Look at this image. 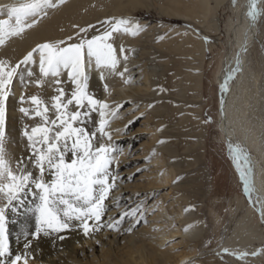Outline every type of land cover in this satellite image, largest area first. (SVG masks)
I'll list each match as a JSON object with an SVG mask.
<instances>
[{
	"label": "bare ground",
	"instance_id": "6f19581e",
	"mask_svg": "<svg viewBox=\"0 0 264 264\" xmlns=\"http://www.w3.org/2000/svg\"><path fill=\"white\" fill-rule=\"evenodd\" d=\"M228 1L234 5L236 17L235 21H231V23L228 24L225 31L229 47L220 61V67L216 76V85L218 87L217 129L221 133L222 140L228 148L230 161L235 170L237 179L241 184L243 194H237L231 199L235 204L232 209L231 220L229 225L225 227L224 237L221 241L219 240L220 242L218 243L219 245L215 253L222 254L225 264H264V91L262 92L259 90L258 97L254 94L253 88L249 87L252 80L254 79L253 81H255L257 78L255 79L253 76L255 71L252 72V68L247 62L248 59H246L248 49L256 37V24L264 9V0H257L256 7L260 14L254 22L251 21L247 15L249 11V0H240V4H236V0H169L165 7H161V11L169 16L167 19L168 21H166V26L170 24H179L180 22H184V19L191 18L196 20L201 32L200 34L198 33L199 35H196V32L193 30H191V32L185 31V33L182 34L183 39L181 43L158 51V57L169 60V63L165 65V72L166 70L169 72L174 66H178V70L171 74L170 77L168 73H164V86L166 91H169L172 85L178 84V95L180 92L182 94L178 97L177 104L180 106L178 108L180 111H177V113H179L180 117L185 121L184 129H187V132L190 134L194 130L199 129L198 118H196L194 114H199L200 111L198 108L200 76L193 74L189 63V55L197 51L195 53H199V55L202 56L206 51V46L214 47L217 44L219 30L215 12ZM20 2L21 0H0V6L4 4H18ZM99 2L104 3L105 6L112 7V10L116 12H120L121 9H124V12H132V10L136 9V7L141 4L142 0H127L124 4L121 0H91L90 3L88 0H75L66 6L64 10L57 12L50 18V21H43L41 24L34 26L26 34H23L22 37H19L20 39L18 38L17 41L11 43L7 51H5V54H9L11 51L14 53L17 52L18 54V52L24 51V49L30 51L37 44L44 43H55L63 47L66 43L72 44L79 42L80 37L91 39L94 36L93 33H91L93 30H95L94 34H96V36L103 35L105 31H109L111 32V36L107 43L112 45L114 55L119 61L117 71L115 74L104 71V79L102 80L100 78L102 69H97L93 61L91 68L87 69V91L94 99L104 102L114 98L111 97V95L115 93V99L121 100L124 98V102L131 99L133 100L131 103L138 106L142 103L141 99L143 98H141L140 93H148L151 88V80L149 79V72L146 70L148 66L147 63L144 59L138 62L140 58H134L133 47L140 45V42L144 45V43L148 41L149 35L144 36L141 35L140 32H137L135 35L130 34L123 30L124 26H121L119 31L112 32V25L116 21H107V23H105V21H90V17H93L91 13L92 8H95L96 4ZM67 10H69V12H66ZM209 16L210 19L206 20ZM134 25V21H129L127 27L131 28ZM175 26L177 27L173 28V26H171L170 29L177 30L181 27L180 25ZM81 29H85L86 31L82 32ZM170 29H164L165 32L163 33H167ZM194 30L198 29L195 28ZM178 32L175 31L174 33L178 34ZM142 37L145 38L144 41H140ZM205 38H207V40ZM58 42L63 43L59 44ZM121 49H123V51L125 49L128 50V56H123ZM237 57L239 58V71H236L234 76L229 79V74L232 69L237 67ZM36 60L38 59L36 58ZM135 63L141 66L143 73V80L139 83L138 78H135L133 75L135 71L134 68L136 67ZM33 65L35 64H31L29 68L33 75L30 77L27 76L29 80V98L31 96H37L42 100L44 104L49 107V117L54 119L55 112L54 109H52V97L58 95L56 89H64L68 97H70L74 85L69 80L67 70H61L60 75L54 78V80L58 79L61 81V83L57 85L55 81L54 83H47V80L44 81V77L34 71ZM125 68L127 71H125ZM119 73H124V75L121 76ZM136 73L140 74V69L137 70ZM172 76H177V79L174 80ZM226 79H228V90L227 92H221L220 86ZM37 80L41 81L38 87L35 83ZM125 80L129 82L125 83ZM105 86H107V90ZM258 100L263 112L262 114H257L255 110L254 105ZM221 101H223V104ZM174 102L173 99L166 98L162 100L160 104L163 106L164 110H170ZM34 107L35 106L29 102L27 109L31 112ZM73 110H76L74 104L69 106V112ZM83 111H89L90 115L88 117H82L81 119L83 122L76 126L84 127L89 133L96 132L97 136L93 141L95 147H98L100 143L109 144L108 138L106 136H101L99 132V111H90L87 108L83 109ZM106 111L110 113V109ZM18 118V114H13L11 131L13 141V170L16 169V161L22 158L26 159L30 155V150L27 148L28 141L26 137L22 135V132L25 128L31 131L32 127L42 123L40 117L32 115L28 116L25 125L21 126L18 122ZM150 118V115L146 117V123L149 122ZM184 137L190 138L191 135H185ZM229 145H239L248 153L253 169L252 184L254 191L251 194V198L244 193V186L233 159L231 158ZM123 155L124 151L121 153L120 157ZM116 157L117 156L114 155L111 156L113 163ZM71 159V153H68L66 155V160L71 162ZM153 161L161 163V165H159L162 166L164 171L162 179L171 181L174 171L163 167V158L157 157L154 158ZM112 162L109 165V183H112ZM28 167L34 174H39L38 170L32 168L31 165H28ZM44 178L50 182L52 179L51 173L46 170ZM119 181V179L115 180V186L109 191L111 195L107 196L103 202L105 212L114 202L125 199L124 196L119 194L121 189L120 185H118ZM162 183V180L158 182V184ZM38 202L37 197L28 195L26 197L25 206H20L16 213H13L10 209L6 212L9 253L12 257L24 253L25 243L31 240L32 243L29 251L32 253V256L29 260V264L75 263L79 261L78 257L97 246H100V251H102L105 261L109 259L111 264H132L130 259H124V252H122L123 254L121 255L118 254V251H123L124 249L120 248L122 242L125 243L124 247L127 248L125 254H127L129 258H132V253H138L140 255L138 259H134V264H156L160 263L162 260L163 264H184V261L193 259V257L198 255L197 250H199V248H197V245H199L205 237L204 223L196 218H191L190 215L185 214L184 211L178 207L177 210H173L172 217L168 214L166 209H163L162 212L153 216V219H160L159 226L156 227L154 232L150 229L146 230L149 233H153L149 237L155 238V249H151L149 252L146 251L143 240L135 241V238H137V233L133 232L135 223L132 222V224H127L122 227L118 224L116 229L107 227L108 223H115L118 220L100 221L99 223L103 225L101 230L94 231L89 236L83 234L79 226V221H73V227L69 230L61 233H54L48 237H45L43 233H41L39 239H33V233L36 231V214L33 209ZM127 208L128 206L124 205V211H127ZM114 213H116V211H112L111 215H114ZM118 213L119 212H117V214ZM89 224L92 225L93 228L96 226L91 220ZM162 227H165L164 230H168L169 235L166 237L176 235V237H179L181 245L189 246V244H191L190 248L185 249L184 252L175 256L170 262H166V260L170 259V254L167 253L168 251L162 250V244L165 241L163 237L166 235L164 231L160 230ZM129 228H131V231L127 230ZM111 230L115 231L112 238L110 236L107 237ZM122 233H127V235L120 240V234ZM60 236H63L64 239H59ZM106 240H108V242H106ZM105 245L109 248L107 250H102ZM224 249H228L229 251L226 253ZM257 251L259 252L258 255H251V253ZM245 252L248 253V255L237 258L240 253ZM103 264H106V262Z\"/></svg>",
	"mask_w": 264,
	"mask_h": 264
},
{
	"label": "rangeland",
	"instance_id": "374dc122",
	"mask_svg": "<svg viewBox=\"0 0 264 264\" xmlns=\"http://www.w3.org/2000/svg\"><path fill=\"white\" fill-rule=\"evenodd\" d=\"M73 1L75 0H50V5L46 6L38 16L26 21V23L32 25L31 27L25 28L19 35L5 37L4 43L0 45V61H3L6 67H14L22 61L28 52L40 44H37L30 51L24 49V51L18 52V54L13 51L5 54L9 45L17 41L19 37H22L23 34H26L34 26L41 24L43 21H50V18L57 12L64 10ZM88 1L89 3L91 2V0ZM126 1L121 0L123 4ZM168 1L142 0L141 4L132 10V12H124V9L116 12L112 10V7L105 6L102 2L97 3L95 8H92L91 13L93 17H90V21H117L126 19L134 21L135 25L140 26L141 30L138 32L141 35H149L148 41L144 45L140 42V45L134 46L133 49L134 58H140L138 62L144 59L147 63L146 70L149 72V79L151 80V88L148 93H140L141 98L143 97L141 99L143 104L140 103V105L135 106V104L131 103L133 101L131 99L125 102L124 98L121 100L115 99V93L111 95L114 98L106 102L108 105L110 104L108 108V110L110 109L109 112L116 113L105 127V131L111 135L109 144L114 149L111 156H117L114 159V163L111 159L113 167L112 176L120 180L118 182V185L121 187L119 194L124 196L125 199H120V201L111 204L101 217V221L118 220L121 227L132 224V222L135 223L133 228V232L137 233L135 241L143 240L145 249L149 252V250L155 249V238L149 237L153 233H149L146 230L150 229L154 232L156 227L159 226L160 219H153V216L166 209L172 217L173 210H177L180 207L185 214L190 215L193 219L200 220L205 226L204 240L197 245V248H199L197 250L198 255L193 257V259L184 261V264H225L222 254H217L215 251L219 245L218 243L224 237L225 227L229 225L231 220L232 209L235 206L231 199L237 194L242 195L243 190L231 164L228 148L217 129L218 87L216 85V76L220 67V61L229 47L225 31L228 24L231 21H235L236 11L234 10V5L229 1L220 6L215 12L219 30L217 44L214 47L206 46V51L202 56L199 53H195L197 51L189 55V63L193 74L200 76V88L198 91L200 95L198 98V108L200 111L199 114H194L198 118L199 129L189 134L187 129H184L185 121L177 113V111H180L178 109L180 106L177 104L178 97L182 94L180 92L178 95V84L175 82L176 84L172 85L169 91H166L164 86V73H168L170 77L171 74L178 70V66H174L169 72L167 70L165 72V65L169 63V60L158 57V51L181 43L183 39L182 34L185 31L191 32L193 30L196 32V35L200 34L201 31L196 20L191 18H186L184 22H180L179 24L166 26L169 16L161 11V7H165ZM235 3L240 4V0H236ZM66 12H69V10ZM7 18V9L0 7V20ZM209 19L210 16L206 20ZM14 22L13 20L12 23ZM175 25H180L181 27L177 30L170 29L171 26L173 28L177 27ZM195 28L198 30H194ZM164 29L170 30L167 33H163L165 32ZM256 29V37L248 49L246 59H248L247 62L252 68V72L255 71L253 76L255 79L257 78L255 81H253L254 79L252 82L250 81L249 87L253 88L254 94L259 97V90L264 91V9L256 24ZM175 31L180 32L176 34L174 33ZM91 33L96 36L94 34L95 30ZM144 39L142 37L140 41H144ZM65 45L68 44L66 43ZM128 53V50L125 49L122 55L128 56ZM38 55V52L34 54V62H30L28 65H21V70L29 69L31 64L34 63V71L41 75ZM135 66L133 75L135 78H138L139 83L143 80V73L138 63H135ZM139 69L140 74L136 73ZM21 70H18V72H21ZM21 74L24 76V80H21L20 75L13 78L10 94L6 101V152L12 168L14 167L11 134L13 114L19 115L18 122L21 126H24L27 117L19 109L21 107L27 108L30 102L29 80L26 71L21 72ZM172 77L174 80L177 79V76ZM43 80H47V83H54L55 81L52 76L44 77ZM21 96L25 98L23 102H21ZM166 98L175 101L170 110H164L160 104ZM149 105L152 107H149ZM254 106L257 114L263 113L259 100L256 101ZM148 115L151 118L146 123L145 119ZM126 119L127 121L125 122ZM129 121H134V123L129 124ZM126 125L127 127H125ZM185 135H191V137L185 138ZM123 151L124 155L120 157ZM157 157L163 158L162 164L164 168L174 171L171 181L162 179L164 171L162 166H160L161 163L153 161ZM160 180H162V184H158ZM110 195L111 193L108 194V196ZM3 203L4 201H0V206ZM124 205L128 206L127 211H124ZM137 209L138 211H136L134 216L126 215L124 219H121V216L125 213H132L133 210ZM112 211H116V213L111 215ZM117 212L119 213L117 214ZM137 221L139 222L137 223ZM164 229L165 227L160 229L166 233L163 237L165 241L162 244V250L168 251L170 259L166 260V262H170L175 256L184 252L185 249L190 248L191 244L189 246L181 245L179 237H176V235L166 237L169 234L168 230ZM114 233V230L109 231L107 237L110 236L112 238ZM122 234H120V240L127 235V233ZM124 246L125 243L122 242L120 248L124 249L123 251H118V254L121 255L124 252V259H130V262L134 264V259H138L140 255L132 253V258H129L125 254L127 248ZM108 248L105 245L102 250H107ZM100 249V246H97L78 257V262L68 263L103 264L106 262V264H111L109 259L107 261L104 260ZM162 261L156 264H163Z\"/></svg>",
	"mask_w": 264,
	"mask_h": 264
},
{
	"label": "snow or ice",
	"instance_id": "6c2138e0",
	"mask_svg": "<svg viewBox=\"0 0 264 264\" xmlns=\"http://www.w3.org/2000/svg\"><path fill=\"white\" fill-rule=\"evenodd\" d=\"M256 4L257 0H249L247 15L253 22L260 14ZM49 5L50 0H21L18 4L0 6L6 8L8 13L7 19L0 20V45L4 43L5 37L19 35L25 28L31 27L32 25L26 21L38 16ZM13 20L14 23H12ZM128 24L129 21L126 19L117 20L112 25V32L119 31L121 26H124L125 32L133 35L141 30L139 25L129 28ZM81 31L86 30L81 29ZM110 36L111 32L105 31L103 35L93 36L91 39L80 37L79 42L68 44L65 47L51 43L40 44L28 52L14 67H6L4 62L0 61V201H4L0 206V264H29L32 256L29 251L31 240L25 243L24 253L12 257L8 249L6 226V212L10 209L16 213L20 206H25L28 195L37 197L39 201L33 209L36 214V231L33 233V239H39L41 233L48 237L54 233L69 230L73 227V221H79V226L85 236H89L94 231H100L103 226L99 223L105 213L103 202L111 188L115 186L116 180L115 176H111L112 183L108 182L111 153L114 149L111 144L104 143L95 147L93 141L96 139V132L89 133L84 127L76 125L83 122L82 117L90 115L89 111H83V109L98 110L99 132L101 136H106L108 140H111V135L105 131V127L116 113L109 114L106 111L109 105L104 101L94 99L87 91V69L91 68L93 61L97 69H102L100 77L102 80L104 71L113 74L117 71L119 61L114 55L112 45L107 43ZM37 52L39 53L41 76L55 78L60 75L61 70H67L74 89L70 97L64 89H56L58 95L52 97L54 119L48 115L49 107L37 96L29 98L31 104L35 106L31 112L24 107L19 109L26 117L32 115L40 117L42 123L32 127L31 131L25 128L22 132L28 141L27 148L30 150V155L26 159L16 161V169L13 170L6 152V101L14 77L20 75L23 81L24 76L21 74L23 71H26L29 77L33 75L30 69L21 70V65L34 62L33 57ZM125 71H127L126 68ZM236 71H239L238 57L237 67L232 69L229 79ZM119 75L123 76L124 73H119ZM128 82L125 80V83ZM35 83L39 86L41 81L37 80ZM55 83L59 85L61 81L57 79ZM220 87L221 92H227L228 79ZM105 88L107 90V86ZM24 99L21 96V102ZM221 103L223 104V101ZM73 104L76 110L69 112V106ZM149 107L152 106L149 105ZM132 123L134 121H129V124ZM229 147L231 158L244 186V193L251 198L254 191L253 169L248 153L239 145H229ZM68 153H71V162L66 160ZM28 165L38 170L39 174H34ZM46 170L51 173L50 182L44 178ZM136 211L138 209L133 210L132 213H125L121 219H124L126 215L134 216ZM90 220L96 225L95 228L89 224ZM118 224L119 221L108 223L107 227L116 229ZM127 230L131 231V228ZM59 239L63 240L64 237L60 236ZM228 251L224 249V252ZM258 254V251L251 253L253 256ZM246 255H248L246 252L240 253L237 258Z\"/></svg>",
	"mask_w": 264,
	"mask_h": 264
}]
</instances>
